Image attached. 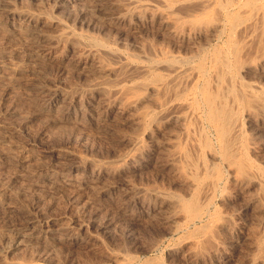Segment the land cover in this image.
I'll return each mask as SVG.
<instances>
[{"label": "rangeland", "instance_id": "374dc122", "mask_svg": "<svg viewBox=\"0 0 264 264\" xmlns=\"http://www.w3.org/2000/svg\"><path fill=\"white\" fill-rule=\"evenodd\" d=\"M206 1L0 0V7L34 14L32 25L45 41L40 45L50 50L48 55L36 56L37 47L20 31L7 33L0 28V54L10 56L9 63L21 68L18 73L9 70L0 80V95L6 84H11L21 112L17 119L37 114L14 136L16 148H28L35 160L26 167L10 161L0 164V182L7 185L6 196L23 210L14 216L0 209V264H123V259L129 264H220L216 243L229 238L235 242L222 248L230 256L226 264H256L261 259L264 264V212L253 207L243 209L256 194L264 203V186L243 189L234 183L231 173L222 169L210 151L213 142L204 144L201 155L207 168L196 165V188L189 186L183 173L158 165L167 162L169 151L159 148L158 152L148 136L143 137V142L152 149L149 167L134 171V164H128L129 169L120 166L116 173L95 178V164L117 168L122 157L134 151L132 138L142 131L129 121L128 114L118 113L119 107L136 99L130 113L154 110L162 93L145 90L146 84L162 79L174 64L214 69L222 56L229 59L237 76L235 93L242 122V149L238 154H228L227 159L242 177H253L255 173L264 177V138L253 139L254 129L264 121V112L258 115V104L264 101V0ZM221 8L225 11L221 12ZM257 8L262 9L258 17L253 15ZM243 9H247L246 13ZM123 15L122 22L118 18ZM247 33L251 39L245 42ZM118 54L128 62L157 68L148 74H139L135 69L119 70ZM242 68L245 71L239 74ZM126 75L132 76V82L116 89L118 77ZM95 82L103 83L108 91L91 92ZM212 83L209 80V89L214 92ZM255 83L258 88L252 87L253 95H247L244 90ZM39 86L66 91L79 114L62 124L55 114L39 112L28 92ZM107 99L110 109L106 108ZM11 103L7 100L4 107ZM149 131L153 139L160 141L157 130ZM181 142L178 139V147L185 146ZM62 151L71 152L69 163L80 166L70 175L72 182L65 186L42 183L35 169L52 162L53 154ZM187 155L196 162L193 149L187 148ZM14 173L19 178L10 180ZM214 176L220 177L222 183L210 205L201 212L204 218H184L186 210L201 204L202 183ZM122 180L131 185H123ZM132 187L161 189L176 199L177 204H165L168 211L176 213V226L156 213L154 205L158 200L137 196L138 200L133 201ZM33 217L37 221L32 229L33 242L12 247L15 226ZM190 220L194 222L188 224ZM231 225L238 226L239 233ZM69 226L78 243L57 240ZM173 248L178 251L173 253Z\"/></svg>", "mask_w": 264, "mask_h": 264}, {"label": "bare ground", "instance_id": "6f19581e", "mask_svg": "<svg viewBox=\"0 0 264 264\" xmlns=\"http://www.w3.org/2000/svg\"><path fill=\"white\" fill-rule=\"evenodd\" d=\"M152 1L155 2L157 0ZM206 2L209 3L210 1ZM134 3L135 2L132 3L133 6H136ZM149 5L150 3L142 6L147 7ZM128 9L129 7L127 10ZM220 10L221 12L225 11L224 8H221ZM245 10L247 9H243L242 12ZM0 11V17L3 18L2 21H0V28L4 27L2 29L7 31V33L20 31L24 37L28 38L34 46L37 47L36 56H41L43 53L48 55L50 53L49 48L45 47L46 45H42L44 37L39 35L33 26L34 24L32 20L34 19V14L29 11L16 12L10 8L3 7H0ZM259 11H262V9L259 10L257 8L256 13H253V15L258 17ZM251 12L254 11L251 10ZM118 20L122 22L125 21V16H120ZM234 26L236 27L235 24ZM237 27H239L238 30L241 28L240 25ZM250 39L251 35L249 33L243 38L245 42L250 41ZM40 43L42 44L40 45ZM9 58L10 56L4 53L0 54V80L6 76L9 70H12L14 73L21 71L19 66L9 63ZM117 59L119 70L121 68L135 69L139 74H148L152 69L157 68V66L152 68L143 62H128L123 54H118ZM244 71V68L240 69L239 74ZM115 72H118V70H115ZM108 73H110V69L108 70ZM236 77V74L231 69L229 59L226 56L220 58L216 68L209 70L202 65L197 67L184 64H174L169 66L167 73H165L162 79L154 83H148L144 87L145 90L162 93L161 96L156 99V109L146 110L142 113H130L138 101L136 99L129 100L124 103L123 106L119 107L118 113L120 115L128 114V116H130L129 121L140 127L142 131L140 134L132 138V144L135 146L134 151L126 153L122 157L123 162L117 166V168L101 162L95 164L98 173L97 177H95L96 180L110 174V172L116 173V171H119L117 169L120 166L123 167V170L124 168L129 169V166H127L128 164H134V171H140L149 167L151 164L149 161L151 160L150 152L152 149L148 148L143 142V137L148 136L153 140V146L157 151L159 148H166L169 151L166 158L167 162L163 165H158L170 168L177 174L183 173L191 188L199 186L198 178L194 176L196 165H199L202 168H207L201 155L203 154L204 144L208 141L213 142V145L209 148L210 151L220 162L222 169L231 173L232 181L234 183L241 186L243 189L247 188L249 185H255L258 187L264 186L263 176L256 175L257 173L254 172L255 174H253L255 176L253 177H242L238 171L234 169L231 161L227 159V156H230L228 154H238L242 149L240 141L242 122L240 123L239 120L241 119H239L240 117L238 118V113L240 114V105L235 93V87L238 83ZM211 79L213 80L212 87L214 92H211L209 89V80ZM132 80L131 75L119 76L116 89L117 87L119 88V85L130 83ZM252 87L258 88V84L255 83V85H251V87L245 89L244 92L247 95H250L251 93L253 95L254 89ZM12 89L13 86L11 84H6L5 90L3 89V95H0V164H6V162L9 163L10 161L19 167H26L35 160V157L28 148H16L17 145L14 143L15 131L26 128L27 124L34 119L37 114L30 113L24 115L20 120L19 118L17 119V116L21 115V112L16 107V95H12ZM90 91L103 94L108 91V88L101 82H95L90 86ZM28 92L32 97V101L39 108V112L55 114L59 119L58 121L62 124H67L73 115L79 114L73 97L60 88L39 86L30 88ZM7 100H11L12 102L10 107H4ZM107 101L109 102V105L106 108L110 109V99H107ZM263 112L264 101L262 100L258 104V115L263 114ZM259 122H261V124L263 123V126L260 124V127L254 129L253 139L255 138V140H261L264 138V121ZM149 128L157 130L160 134L159 142L156 138L153 139ZM178 139L184 142L185 146L178 147ZM187 148L193 149L197 154L196 162L190 161L189 156L187 155ZM72 156L73 154L68 151H62L55 156L53 154V158H51L53 159L52 162H44L40 167L35 169V173L40 176L42 183L50 182L59 183L64 186L69 185L72 182V177L70 178V175L77 172L80 168L78 165L69 163L68 160L72 158ZM79 159L81 161L83 160L82 157H79ZM181 161L183 163L179 164ZM154 164L157 165L156 161ZM121 169L122 168H120V170ZM187 175L190 176L188 177ZM9 178L10 180H16L19 178V175L14 173L10 175ZM221 181L220 177L214 176L202 183L201 204L198 205V208L196 209L186 210L184 218L188 219L189 217H193L202 220L204 215L201 216V212L206 209V206L210 205L211 199L220 190ZM122 183L125 186L131 185L127 180H122ZM131 190L133 192L132 196H134L133 198L135 199L133 201H136V199L138 200V198H136L137 196L158 200L159 203L154 205L156 213H158L165 222L173 224L174 227L176 226V213L174 211H168L165 208V204L166 202L177 204V200L169 198L166 191L161 189H146L144 187H132ZM6 191L7 185L0 182V209H4L5 213L8 215H21L23 213L22 208L17 203L10 201V198L6 196ZM250 207H253L252 209L255 211L264 212V203L261 202L260 194L251 196L245 203L243 209L246 210ZM193 220H190L188 224H192L194 222ZM36 222V219L33 217L28 218L22 224L18 223L19 225L15 226L16 232L11 240V246H16L21 242L29 243L31 240L33 242L35 235H33L34 230L32 231V229H35L34 224ZM231 227H233L232 230H234V232L239 233L238 226L231 225ZM72 230L73 227H66L63 231L64 233H60L62 237H56L57 240L78 243L79 239L71 233ZM234 242L235 240L229 238L225 240L222 239L216 243L215 254L221 259L220 264H226L230 259V256L227 255V252L224 251V253L222 248H226V246L231 245ZM177 251L176 248H173V253ZM123 260V264H129L127 260ZM255 263L262 264L263 260H257Z\"/></svg>", "mask_w": 264, "mask_h": 264}]
</instances>
